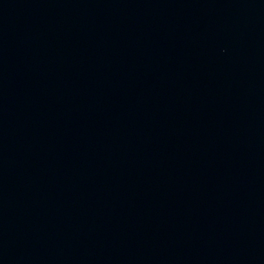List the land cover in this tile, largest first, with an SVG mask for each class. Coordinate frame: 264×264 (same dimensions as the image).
<instances>
[{"label":"water","instance_id":"95a60500","mask_svg":"<svg viewBox=\"0 0 264 264\" xmlns=\"http://www.w3.org/2000/svg\"><path fill=\"white\" fill-rule=\"evenodd\" d=\"M0 264H264V0H0Z\"/></svg>","mask_w":264,"mask_h":264}]
</instances>
